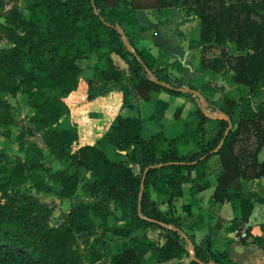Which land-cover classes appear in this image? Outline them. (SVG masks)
<instances>
[{
  "label": "trees",
  "instance_id": "16d2710c",
  "mask_svg": "<svg viewBox=\"0 0 264 264\" xmlns=\"http://www.w3.org/2000/svg\"><path fill=\"white\" fill-rule=\"evenodd\" d=\"M25 5L28 13L21 15L20 25L35 49L46 51L43 57L35 55L33 61L25 62L21 49L25 42L19 41L0 54V110L4 105L1 94L22 87L33 113L51 121L45 134L48 146L71 159L74 170L87 172L84 191L95 197L100 192L103 200L113 201L121 217H130L128 225H113V234L137 244L145 236L134 233L135 228L159 224L165 229L163 241L150 250V264L170 260H175L174 264H220L218 252L210 243H194L192 235L184 229L190 221V212L175 214L172 198L183 195L184 184L192 193L208 187V159L217 154L222 169L211 198L229 202L233 217L227 230H240L248 221L254 201L264 200L255 189L242 186L243 180L264 177V159L258 158L264 145V103L257 107L252 103L260 88H264V0H27ZM176 5L181 6L184 15H195L200 21L199 35L191 41L203 44L201 69L215 66L210 56L216 48L218 51L214 53L228 62L231 79L255 88L254 94L242 87L235 93L223 92L216 106L224 116L216 117L217 126L210 131L205 124L214 117L205 114L201 106L194 108L192 117L186 119L181 116L184 104L179 103L171 113V120H164L166 108L155 103L148 116L119 113L108 123L91 126L97 135L95 143L85 140L81 125L88 119L86 103L101 98L97 80L84 79L79 74L77 60L89 52H97L103 58L105 67L98 76L103 80L122 79L114 55L123 59L128 66L127 79L144 101H152L161 93L183 96L199 91L179 59H170L148 40L143 42L148 25L126 27L120 19L122 11L140 8L149 10L156 22L162 23ZM226 41L233 43L237 54L218 46ZM143 50L153 57L152 62ZM45 61L53 64V70L44 68ZM170 69L178 75H170ZM180 87L193 90L183 91ZM109 93L116 102L134 108L126 85L118 90L109 89ZM64 114L70 117L67 128L52 125ZM229 120L231 127L225 133ZM147 122L157 125L158 130L146 134ZM171 124L178 127L173 131ZM186 139L189 148L182 152L179 146ZM102 146L110 147L118 158L107 154ZM129 152L138 153V174L123 162L122 156ZM20 163L31 167L26 161ZM63 173L68 180L74 178L66 168ZM77 184L75 178L72 189ZM162 185L161 200L168 205L165 210H160L157 199L151 196V189ZM245 231L246 236L251 235L249 226ZM253 239L261 241L264 236ZM50 249L47 233L35 221L23 212L0 210V264H34L36 255ZM112 262L146 264L134 246L120 248Z\"/></svg>",
  "mask_w": 264,
  "mask_h": 264
},
{
  "label": "rangeland",
  "instance_id": "374dc122",
  "mask_svg": "<svg viewBox=\"0 0 264 264\" xmlns=\"http://www.w3.org/2000/svg\"><path fill=\"white\" fill-rule=\"evenodd\" d=\"M26 1L0 0V54L11 50L19 41L20 43L25 42L21 47L24 61L31 62L35 55L43 57L46 49L44 51L36 50L32 41L27 37V31L20 25L21 15L28 13ZM190 18L188 27L196 22L195 16H190ZM177 30L179 38L186 36L182 30L179 28ZM142 40L146 42V38ZM218 46L237 54L230 41ZM154 49L155 52L156 48ZM215 51L218 50L214 48L211 58L209 57L212 62L216 63L215 66L208 65L204 69L205 72L199 75L198 80L194 81L193 79L192 83L203 97L206 96L209 99L205 103V108L217 114L219 108L216 106V102L222 96V92L235 93L242 87L249 90L250 95H253L255 88L233 82L228 62L223 60L219 53L215 54ZM143 52L152 62L153 57L148 51L143 50ZM199 56V51L195 53V56L193 54L189 56L190 63L195 68L194 70L190 69L193 77L199 74L196 69L199 66ZM114 60L117 62L115 67L122 73V79L116 83L105 82L112 80H103L98 77L100 70L105 67V63L97 52H89L77 60L81 70L80 77L95 79L101 85L99 88L101 98L86 103L88 119L85 125H81L86 133L85 140L95 143L97 135L92 131L91 126L108 123L119 113L122 115L134 113L133 108H128L125 104L113 100L109 93V89L113 88L111 85L118 90L123 86V83L126 84L130 98L136 105L139 114H146L155 103L164 106L166 108L164 120H171V113L179 103L184 104L182 115L189 117L193 115L194 108L201 106V98L195 93L183 96L161 93L151 102L140 100L127 79V63L117 55H114ZM52 65L50 61L44 62L46 70H53ZM170 75H178V72L170 69ZM229 78L235 85L232 82H227ZM216 83L220 86H217ZM258 93V97L252 100L255 107L264 103V88H260ZM1 96L4 105L0 110V210L10 211L14 214L23 212L26 217L35 221L37 226L47 233L51 249L45 254L36 255L34 264H113L114 254L125 246H134L145 263L150 264L148 260L150 250L163 241L165 229L159 224L147 226L145 229L143 226L135 228L134 233H144L145 236L137 244L113 234L111 227L116 224L128 225L131 222L130 217H121L120 210L113 201L103 200L100 192H97L95 197L84 191L82 186L87 180V172L80 168L74 170L71 166V159L57 154L48 146L45 134L51 121L33 113L22 87L14 92H3ZM104 107H109V109L106 110ZM69 118L67 114H64L52 125L56 128H67ZM215 119L216 117L206 122L207 131L216 128ZM149 125H151L150 122L145 124L146 134L153 132ZM171 125L170 128L173 131L178 127L175 124ZM156 128L158 127L156 126ZM179 147L182 152H185L189 148L188 140L182 141ZM102 148L110 156L118 158L112 153L110 147L102 146ZM122 159L138 174L140 162L137 152L124 154ZM20 161L28 162L31 167H25ZM65 168L66 172L74 178L68 180L64 177L63 170ZM75 178L78 184L75 189H72V182ZM254 186L258 188V184ZM184 188L186 189L187 185L184 184ZM151 196L159 203L163 198V185L157 189H151ZM172 207V210L177 212L180 206L172 204ZM192 238L196 244H205V240H202L197 233ZM189 247L191 248L190 245ZM174 263L175 260H170L164 264Z\"/></svg>",
  "mask_w": 264,
  "mask_h": 264
},
{
  "label": "crops",
  "instance_id": "0c3cea01",
  "mask_svg": "<svg viewBox=\"0 0 264 264\" xmlns=\"http://www.w3.org/2000/svg\"><path fill=\"white\" fill-rule=\"evenodd\" d=\"M133 14L135 17L131 18V15ZM195 18V24L192 23L188 27L191 18L190 16L184 15L183 9L180 5L174 6L169 16L162 23H157L151 12L147 9L137 8L124 10L120 15L122 24L126 27L132 25H148L147 35L145 36L146 40L154 43L155 47L170 59H179L186 68L185 70L189 76L191 75V78L194 79V81H197L199 75H202L205 71L200 67V56L199 66L196 68L199 74L193 77L190 71V69L194 70L195 68L193 67V64L190 63L189 56L192 54L195 56L197 51H201L203 45L191 41V39L196 40L199 35L200 21L197 16H195ZM181 25H184V27L186 25L187 27L180 28L179 26ZM177 28L182 30L183 34L186 36L179 38ZM189 64L190 66H188ZM105 82L116 83L118 81L112 80ZM227 82L230 83L232 80L229 78L227 79ZM123 85L126 84L123 83ZM216 85L220 86L218 83H216ZM111 87H113L111 89L117 90L115 86L111 85ZM152 109L153 107H151V110L146 114H139L136 105L134 104V108L132 109L134 110V113L132 115L148 116L152 112ZM181 116L186 119L192 117L183 116L182 113ZM149 126L152 127L153 132L158 130V128H156L157 125L153 123ZM258 158L260 160L264 159V145L258 152ZM221 169L222 166L219 156L213 154L208 160V178L210 185L195 193L190 192L188 188H183V195L174 196L172 198V204L180 206L177 212L174 210L173 212L177 215H183L187 210L190 212V221L186 222L184 229L193 237L194 234L197 233L202 240H205V243H210L214 250L218 252V263L264 264V239L261 241L253 239V236H264V200L254 201L253 209L248 221L240 230H227V226L233 217V210L231 209L229 202H218L211 198V193L213 192L216 183V177L221 172ZM254 183L258 184L260 190L255 188ZM242 186L244 189H255L258 191L259 195L264 198V177L243 180ZM183 205L185 207H183ZM158 207L160 210H165L168 205L165 201L160 199ZM189 224L190 227H187ZM246 226H249L250 236H246Z\"/></svg>",
  "mask_w": 264,
  "mask_h": 264
},
{
  "label": "water",
  "instance_id": "95a60500",
  "mask_svg": "<svg viewBox=\"0 0 264 264\" xmlns=\"http://www.w3.org/2000/svg\"><path fill=\"white\" fill-rule=\"evenodd\" d=\"M154 77V76H152ZM180 89H182L183 91H188V90H193V89H190L188 87H180ZM195 94H197L200 98H201V107L203 109V111L205 112V114H207L208 116L210 117H218V116H224V113L223 112H219L217 114L215 113H212L210 112L208 109L205 108V98L203 97V95L197 91V90H193ZM231 127V122L229 120V124L225 130V133H227V131L229 130V128ZM155 165V164H154ZM148 169V166H146L143 170V174H142V177H141V181H140V189H139V193H138V205L140 204V199H141V195H142V189H143V182H144V176H145V172L146 170Z\"/></svg>",
  "mask_w": 264,
  "mask_h": 264
}]
</instances>
